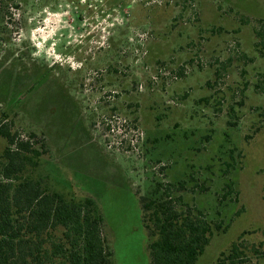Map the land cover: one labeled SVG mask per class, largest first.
Wrapping results in <instances>:
<instances>
[{
  "label": "rangeland",
  "instance_id": "obj_1",
  "mask_svg": "<svg viewBox=\"0 0 264 264\" xmlns=\"http://www.w3.org/2000/svg\"><path fill=\"white\" fill-rule=\"evenodd\" d=\"M1 112L45 153L32 177L95 203L113 264H150L143 198L222 226L197 264L264 256V0L4 5Z\"/></svg>",
  "mask_w": 264,
  "mask_h": 264
},
{
  "label": "trees",
  "instance_id": "obj_2",
  "mask_svg": "<svg viewBox=\"0 0 264 264\" xmlns=\"http://www.w3.org/2000/svg\"><path fill=\"white\" fill-rule=\"evenodd\" d=\"M16 1L0 0V8ZM0 117V137L7 142L0 163V264H113V251L102 235L104 218L95 203L68 200L32 177L29 171L45 154L34 147L36 135L22 140L5 122L8 114ZM141 207L150 264H197L214 230H222L203 214L178 213L159 198H143ZM253 249L245 252L236 241L214 264H246L264 257Z\"/></svg>",
  "mask_w": 264,
  "mask_h": 264
}]
</instances>
